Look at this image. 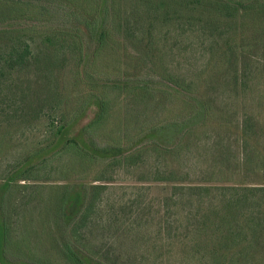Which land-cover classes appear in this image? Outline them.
Listing matches in <instances>:
<instances>
[{
    "label": "rangeland",
    "instance_id": "obj_1",
    "mask_svg": "<svg viewBox=\"0 0 264 264\" xmlns=\"http://www.w3.org/2000/svg\"><path fill=\"white\" fill-rule=\"evenodd\" d=\"M163 1L169 2L171 9L175 7L173 1ZM240 1L243 5L238 7V24L233 30L222 20H217L211 22L205 32L197 27L192 38L187 39L178 36L181 30L177 23L163 24L166 27L162 37L170 46L165 71H155L149 62L130 65L122 57L120 65L109 47L105 56L88 65L86 70L90 75L76 68L78 57L74 60L76 57L70 56L68 62H61L54 69L56 85L50 86L39 69H36L39 73L0 80V184L19 167L24 168V175L29 178L14 181L5 199L4 206L13 223V240L7 246L9 262L29 264L43 260L49 264H68L61 255V246L69 240L90 252L102 264H232L230 260L235 257H240L241 261L234 264H264L260 256L244 254L248 246L232 250L231 253H236L234 257L223 258L221 254L216 260V237H213L216 233L197 230L212 199L207 201L205 210L199 211L197 202L187 204L184 195L176 193L178 183L151 181L148 172L156 163L164 161V167L168 169L188 172L189 177L183 180L205 182L206 179L221 191L223 186L264 185V175L256 173H233L224 175L230 177L225 179H221L224 176L214 179H209L211 175L200 176L202 172L227 168L225 157L229 150L238 155L243 153L245 146L248 150L264 149L262 137L248 140L218 130L225 122L227 110L234 112L226 119L231 123L239 121V125L243 124L245 114L264 122V97L259 99L264 94V82L260 80L264 74V0ZM5 3L0 0V14ZM22 4L26 6L24 1ZM36 4L39 3L36 1ZM126 8L123 4L122 9ZM1 18L0 28L4 27ZM20 20L15 22L18 28L33 25L32 17ZM48 20L52 23L51 18ZM34 23L37 24V20ZM22 30L18 35L31 42L33 29ZM224 31L238 34L236 51L217 52L215 41ZM165 34H169L168 38ZM33 42L36 51L38 46L40 51L45 49L40 39L35 38ZM123 62H128V69ZM161 72L171 78L169 85L173 86L174 81L192 83L194 86L189 88L188 95L199 91L204 100L212 103L215 117L209 126L199 127L187 138L188 143L181 152L188 153L175 157L166 152L160 156L144 141L139 147L143 155L139 167L116 168H107V161L84 165L72 156V151L48 153L55 138L49 132L47 117L38 116L49 104L61 106L63 114H58L57 120L63 115L66 122H71L83 114L80 123L85 124L94 116L95 110L81 113L82 105L91 102L95 96L106 99L109 118L93 136L100 146L124 151L132 149L153 128L184 118L188 107L166 86H153L152 100L148 96L138 100L131 93L135 89L131 87L133 82L128 89L115 87L124 84L126 78L136 77L141 84L148 78L158 80ZM235 72L239 84L230 85ZM233 89L237 91L230 95L229 91ZM164 148L170 149V146ZM231 166L235 167L232 163ZM102 176L104 179L101 180ZM98 178L100 180L96 181ZM82 184L105 185L108 189L96 201V207H92L86 225L75 230L88 204H84L82 213L67 226L56 214V208L63 188ZM218 201L212 205L221 206L222 202ZM257 244L256 249L261 247ZM241 251L242 254H238Z\"/></svg>",
    "mask_w": 264,
    "mask_h": 264
},
{
    "label": "trees",
    "instance_id": "obj_2",
    "mask_svg": "<svg viewBox=\"0 0 264 264\" xmlns=\"http://www.w3.org/2000/svg\"><path fill=\"white\" fill-rule=\"evenodd\" d=\"M22 1L26 6L22 4ZM27 1L5 0L6 3L2 8L0 18L3 16L1 20L4 21L2 23L4 27L0 28V80L21 77L32 72L39 73L36 70L39 69L50 86L56 85L54 69L56 70L61 62H68L70 56L76 57L74 60L78 57L76 68L83 69L88 75L89 72L86 70L88 65L105 56L109 47L115 54L113 58H116L119 64L122 57L130 65H137V62H149L155 71H165L170 52L167 40L165 41L162 37L166 26L177 23L181 30V32L178 30V36L187 39L192 38L197 27H201L205 32L211 22L215 23L217 20H222L229 29L233 30L235 24L236 26L238 24V7L243 5V1L240 0H171L175 6L171 9V4L163 0H35V3L32 2L33 0L29 3ZM36 1L39 4H36ZM123 4L127 6L125 10L122 9ZM31 17L33 25L26 27L33 29L31 32L33 36L30 38L31 42H28L26 38L18 35L26 27L18 28L15 22ZM49 18L52 23L48 22ZM36 20L37 24L34 23ZM46 23L48 25L44 26ZM158 25L161 26L159 30H157ZM38 26L40 28H37ZM168 35L165 34L164 37L168 38ZM35 38L40 39L45 47L44 50L40 51L38 46L36 51L33 47ZM237 38L238 34L224 31L221 38L215 41L217 52L226 54L228 51H236ZM128 62L122 64H126L127 69ZM44 67L50 70L43 69ZM115 69L119 68L115 67ZM126 74L130 73L126 71ZM232 77L233 81L228 84L238 85L240 79L236 72ZM135 78H126L123 80L124 86L116 84L115 87L128 89L130 82H133L131 87L135 89L131 90V93L138 100H143L147 96L152 100L155 95L152 87L166 86L182 98L183 104L185 103L189 109L188 112L186 111V116L153 128L132 149L124 151L111 146H100L93 136L109 118L110 111L106 99L95 96L90 100L91 102L82 105L81 113L95 110L94 116L85 124L80 123L83 114L76 116V119L71 122H66L63 115L61 120H57V115L63 114L61 106L58 103L49 104L46 110L42 109L40 115L38 114V118L47 117L49 132L55 138L54 145L48 153L53 150L72 151V156L84 165L107 161V168L131 165L139 167L143 156L142 148L139 147L144 141H147L152 152L160 156L166 152L175 157L188 153L181 152L184 145L188 143L187 138L196 133L199 127L209 126L215 117L212 103L204 100L199 91L188 95L189 88L194 86L192 83L174 81L173 86L169 85L171 78L162 72L158 80L148 78L142 84L141 80ZM260 80L264 82V74L260 76ZM236 91L233 89L229 91V94L233 95ZM263 97L264 94L259 99ZM233 113L227 110L224 116L225 122L220 126L221 128L218 127V130H225L248 140L264 138V122L258 121L256 116L249 114H245L241 125L239 121L236 123L226 121L227 116L232 117ZM165 145L170 146V149H165ZM225 158H227L225 164L228 163V169L223 167L220 171L202 172L200 176L211 175L209 179H214L215 176L233 173L242 175V172L264 175V149L262 148L248 150L245 146L243 153L240 152L238 155L231 154L229 150ZM163 163L165 162L156 163L155 167L148 171L151 181L178 183L175 186L176 193L180 192L184 195L183 198H186L187 204L194 205L197 202L199 211L205 210L207 201L212 199L211 206L205 210L206 216L203 217V221L200 220L197 230H207L214 235L216 233L213 236L216 237L214 248V251L217 250L214 254L216 260L221 254L223 258H227L228 255L234 257L237 247L248 246L247 250L249 249L250 252L245 249L244 254L260 256L259 259L264 262V185L223 186L221 191L216 187L217 185L206 182V179L203 180L205 182L183 180L189 177L188 172L168 169ZM231 163L235 167H232ZM24 172H26L24 168L19 167L16 172L7 175L3 179L4 182L0 184V264H17L8 260L7 246L13 240V223L4 204L6 196L13 188L14 181L29 179ZM226 177L229 176L221 179ZM102 179H104L103 176ZM99 180L100 178L96 181ZM106 187L99 184L90 186L82 184L63 188L58 195L56 214L67 226L82 213L84 204H88L83 213L84 216L82 214L76 223L75 230L85 226V221L93 212L92 207H96V201L103 197L108 189ZM87 200L90 201L87 202ZM216 200L222 202V205H212ZM77 241H79L78 238ZM256 243L261 247L256 249ZM232 250H234L233 253H231ZM242 251L238 254L241 255ZM61 255L68 264H102L96 261L90 252H85L75 242L69 240L62 243ZM228 260L230 259L226 261ZM36 261L29 264H49L43 260ZM230 261L234 264L241 261V258L235 257Z\"/></svg>",
    "mask_w": 264,
    "mask_h": 264
}]
</instances>
